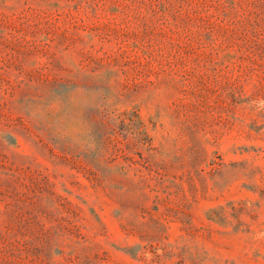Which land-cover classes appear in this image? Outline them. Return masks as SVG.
Returning <instances> with one entry per match:
<instances>
[{"label": "rangeland", "instance_id": "rangeland-1", "mask_svg": "<svg viewBox=\"0 0 264 264\" xmlns=\"http://www.w3.org/2000/svg\"><path fill=\"white\" fill-rule=\"evenodd\" d=\"M0 264H264V0H0Z\"/></svg>", "mask_w": 264, "mask_h": 264}]
</instances>
